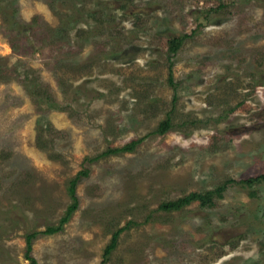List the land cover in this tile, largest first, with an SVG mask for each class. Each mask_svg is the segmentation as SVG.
Instances as JSON below:
<instances>
[{
    "label": "rangeland",
    "instance_id": "obj_1",
    "mask_svg": "<svg viewBox=\"0 0 264 264\" xmlns=\"http://www.w3.org/2000/svg\"><path fill=\"white\" fill-rule=\"evenodd\" d=\"M262 175L264 0H0V264H264Z\"/></svg>",
    "mask_w": 264,
    "mask_h": 264
},
{
    "label": "trees",
    "instance_id": "obj_2",
    "mask_svg": "<svg viewBox=\"0 0 264 264\" xmlns=\"http://www.w3.org/2000/svg\"><path fill=\"white\" fill-rule=\"evenodd\" d=\"M25 27V26H24ZM179 47H177L178 49ZM173 64H170L172 67ZM173 78H172V73L170 74V81L173 84ZM175 87V85H174ZM170 127V122L169 120L164 121L159 130L157 131L158 134H164ZM138 145L137 141H133L131 144L124 146L121 149H116V150H110L106 152L107 154H118V153H129L133 152L135 147ZM90 170L86 169L84 171L79 172L73 180L70 181L69 187H68V193L71 198L72 203L68 207L65 216L59 221V226L54 227V226H49L47 230L43 233L45 235H51L55 234L63 229V226L69 221L71 218L72 214L77 211L79 207V197L77 194V186L79 183L89 177ZM245 183L249 184L250 186H253L255 184H261L264 183V175L256 178H252L247 180ZM226 190V188L223 186L219 192H217L218 196H220V192ZM214 194L215 193H210L208 196H203L200 194H192L186 198H181L177 201H171L168 202L164 205H162V209L166 211H174V210H180L182 207L187 206L191 204L193 201H201L204 206H209L213 203L214 201ZM123 232V229L118 230L113 236L110 244L106 247L105 249V257L108 258L109 255L114 251L117 247L118 239L120 234ZM36 233L30 234L27 237V254L26 256L28 257V260L31 259L30 254L32 251V245L33 241L36 237ZM107 260V259H106Z\"/></svg>",
    "mask_w": 264,
    "mask_h": 264
}]
</instances>
